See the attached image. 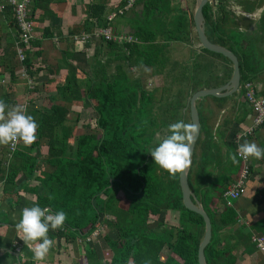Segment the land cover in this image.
<instances>
[{"label": "crops", "instance_id": "obj_1", "mask_svg": "<svg viewBox=\"0 0 264 264\" xmlns=\"http://www.w3.org/2000/svg\"><path fill=\"white\" fill-rule=\"evenodd\" d=\"M256 1L258 6L251 11L240 4L232 6L236 16H230L232 20L228 28L241 33L240 44L236 47L239 52L250 54V64L256 70L251 81L258 97L264 96V28L259 23L264 0ZM33 2H28V13L35 6ZM93 5H102V11L94 13ZM144 6V0H132L131 6H127V0H49L48 3H37L32 14L29 13L33 37L23 61L17 57L19 31L12 22L11 12L8 15L7 10L0 11V100L8 105V110L17 105L26 107L27 114L36 121L38 112L48 111L53 105L64 106L66 123L71 125L70 135L78 131V136L92 132V126H97L98 117L93 109L97 100L90 91L102 89L106 81L114 80L123 70L129 81L139 84L149 96V110L152 107L154 113L158 111L166 123L162 127L163 133L158 132L154 137L160 139L167 135L168 125L177 121L191 124L189 97L198 89L224 84L231 76L229 66L221 58L200 50L193 24L189 42L160 38L158 43L162 48L152 65L143 62L138 52L127 58L129 51L122 47V43L136 41L133 33L139 26L140 17L146 14ZM251 12L253 17L249 16ZM105 33L110 34L111 39H106ZM225 72L228 74L219 84L210 77L213 73L221 76ZM200 83L209 84V87L200 86L193 91L192 87ZM68 85L76 90L72 95L68 92ZM242 90L240 83L238 91L231 95H208L195 101L200 129L187 180L191 198L212 215L213 225H219L217 229H211V238L213 236L216 248L222 252L214 264H264V251L257 249L252 241L254 236L264 237V158L248 159L250 172L244 191L230 205L225 203L223 192L234 186L241 173L242 161L236 155L238 146L247 141L264 147V122L252 125L254 112ZM72 96L78 97L73 99ZM86 128L88 130H84ZM147 132L149 134L150 130ZM6 145H0L3 169L11 158ZM41 149L38 153L35 150L31 153L41 159L46 152L45 147ZM233 155H236L235 161ZM39 165V171L47 169L42 160ZM37 174L36 171L34 176ZM158 175L167 178L165 169L161 168ZM3 182L4 178L0 177V264H25L29 257L23 247L26 246L33 254L31 248L34 244L20 239L22 233L18 232L15 224L22 209L35 201L34 193L27 188L35 187L39 182L19 176L15 188L17 193L11 191L6 194L2 192ZM225 211L231 216H223ZM180 213V210L169 209L157 216L151 215L149 225L174 243ZM188 230L200 235V229L192 225ZM203 234L204 229L200 241ZM55 241L45 259H33L32 264L82 263L84 248L81 244L61 239L63 247L57 248ZM71 248L72 253L66 251ZM101 250H96L100 257ZM169 256L173 260L168 264H195L190 258L182 260L165 245L159 258L165 261Z\"/></svg>", "mask_w": 264, "mask_h": 264}, {"label": "trees", "instance_id": "obj_2", "mask_svg": "<svg viewBox=\"0 0 264 264\" xmlns=\"http://www.w3.org/2000/svg\"><path fill=\"white\" fill-rule=\"evenodd\" d=\"M48 1L34 0L33 4L36 7L37 3L44 4ZM234 1L247 11L258 6V2L251 4L248 0ZM231 2L233 0H213L211 4L204 6L205 32L211 42L225 46L237 55L240 80L244 83L251 81L256 70L250 64V54L239 52L236 47L240 44L241 33L228 28V23L232 20ZM144 4L146 14L140 17L139 26L133 33L136 41L124 42L122 47L129 51L127 58L131 53L138 52L143 62L152 65L162 48L161 43H158L160 38L185 42L191 40L193 17L188 10L176 7L175 17L171 16L169 24L171 19L161 10H173L175 5L171 6L172 0H144ZM91 8L98 14L103 7L93 5ZM32 9L29 12L31 14ZM156 11L158 19L155 20L158 23L153 25V29H147L152 20L149 17L156 14ZM6 14L10 15V10ZM12 22L15 24L14 19ZM259 23L264 28V11ZM200 50L224 60L229 66L230 75L231 62L226 57L202 47ZM200 67H203L202 64ZM226 74L228 73L220 76L213 73L210 77L219 84ZM200 86L209 87V84L200 83L192 87V90ZM68 92L72 95L76 90L68 85ZM90 93L97 100L93 109L98 117L96 124L100 133L79 134L74 144H71V125L66 123L64 106L53 105L48 111L38 112L36 141L26 146L19 140L7 167L3 169L0 161V177L4 178L3 194L11 191L17 193L16 180L19 176L39 182L35 187L27 188L35 195V201L29 202L30 207L39 204L53 212H66L64 226L49 231L48 235L53 242L60 238L76 245L81 244L84 248L82 261L85 264H168L173 260L170 256L165 261L159 258L165 245L182 260L190 258L197 264V248L204 229V218L183 206L178 184L179 174L172 176L165 170L167 178L159 176L157 171L161 168L149 153L166 136L162 134L160 139L157 137L158 141L152 142L156 133H163L162 127L166 123L160 125L155 120H148L143 124L139 117L148 108L149 96H146L139 84L129 81L123 70L119 71L114 80L106 81L102 89L93 88ZM76 97L72 96L73 99ZM154 125L152 135H148L147 131ZM42 142H45L46 152L39 159L31 152L38 150L43 145ZM41 160L47 164V169L39 171ZM36 171L38 174L34 176ZM38 188L41 190L38 191ZM169 209L181 212L174 243H170L162 233H156L149 225L151 215L157 216ZM208 215L212 229H217L219 225H213V217ZM223 216L231 215L225 211ZM101 225L105 230L115 231L114 236L102 235L110 252L106 259L104 254L98 256V247L88 241ZM191 225L200 229V235L188 230ZM23 249L29 257L25 264H32L33 254L26 246ZM204 255L207 264L217 263L222 255L215 246L213 236L204 248Z\"/></svg>", "mask_w": 264, "mask_h": 264}, {"label": "clouds", "instance_id": "obj_3", "mask_svg": "<svg viewBox=\"0 0 264 264\" xmlns=\"http://www.w3.org/2000/svg\"><path fill=\"white\" fill-rule=\"evenodd\" d=\"M37 129L38 124L32 115L27 114L26 107L17 105L8 110V105L0 100V145L18 140H22L26 146L31 145L37 139ZM196 133L194 124L183 121L172 123L168 125V134L150 149L149 153L155 163L170 175L183 174L192 163V144ZM237 152L245 160L264 158V147L255 142L245 141L238 146ZM232 159L235 161L236 155H233ZM66 219L64 210L53 212L39 204L22 209L15 228L22 233L20 239L24 243L34 244L31 248L34 260L45 259L54 243L48 235L49 230L63 227Z\"/></svg>", "mask_w": 264, "mask_h": 264}, {"label": "water", "instance_id": "obj_4", "mask_svg": "<svg viewBox=\"0 0 264 264\" xmlns=\"http://www.w3.org/2000/svg\"><path fill=\"white\" fill-rule=\"evenodd\" d=\"M208 3V0H194V7L192 12V21H193V30L195 32L196 38L199 42L200 47L214 52L221 54L222 56L226 57L231 62V76L228 80L224 82L219 87H214L210 89H198L195 92L192 93V95L189 97V110H190V118H191V124H194L197 128V133L195 136V139L192 144V151L196 142V139L199 135V129H200V122H199V116L198 111L195 106V101L198 98L205 97V96H215V97H224L231 95L238 91L241 80H240V70H239V61L237 58V55L230 50L229 48L225 46H221L219 44L213 43L209 40V38L206 35L205 32V21L203 16V8ZM264 10V7L261 9L260 13ZM253 15V13H249V16ZM253 17V16H250ZM187 173L188 170L178 175V183L180 187V193H181V199L183 206L190 211H193L199 215H201L204 222V234L203 238L201 239L198 249H197V263L198 264H207L206 259L204 256V248L209 243L211 238V219L204 209L203 205L199 203L196 200H193L191 198V193L188 186V180H187Z\"/></svg>", "mask_w": 264, "mask_h": 264}, {"label": "built area", "instance_id": "obj_5", "mask_svg": "<svg viewBox=\"0 0 264 264\" xmlns=\"http://www.w3.org/2000/svg\"><path fill=\"white\" fill-rule=\"evenodd\" d=\"M30 0H2L0 1V11L10 10L12 19H14L19 31V42L17 47V57L20 61L25 58V51L30 47L32 41L33 23L29 17L27 5ZM132 0H127V6H131ZM106 39H111V35L105 33ZM243 96L250 103L254 112L252 125L258 126L264 122V96H256L252 81L242 83ZM19 140L8 144V151L11 154L17 147ZM237 157L242 161L241 173L239 179L232 188L226 189L224 193L225 203L230 205L233 199H236L243 193L245 188V180L250 172L249 160L243 159L236 150ZM253 243L257 249L264 251V237L254 236Z\"/></svg>", "mask_w": 264, "mask_h": 264}, {"label": "rangeland", "instance_id": "obj_6", "mask_svg": "<svg viewBox=\"0 0 264 264\" xmlns=\"http://www.w3.org/2000/svg\"><path fill=\"white\" fill-rule=\"evenodd\" d=\"M174 3H173V6L175 5V8L173 9V10H170V12H168V10L167 9H164V10H161L162 12H164V15H166L167 17H169V24L171 23V21H172V17H175V16H173L174 15V12H175V10H176V6H178L177 8H181V7H183L184 8V10H188V12H189V14L190 15H192V12H193V7H194V3H193V1L194 0H172ZM259 1V0H258ZM257 2V1H256ZM235 5H239L237 2H235L234 0H233V2H231V7L232 6H235ZM158 11V10H157ZM157 11H156V14H154V15H151L150 17H149V19H152L150 22H149V25H147L148 27H147V29H153V25L154 24H156V23H158V21L157 20H155V19H158L156 16L158 15L157 14ZM149 13H151V10H149ZM172 16V17H171ZM232 16H236L234 13H233V11H232ZM166 17V18H167ZM156 26V25H155ZM169 28H172V27H169ZM145 106H147V105H144V107ZM149 106H148V108L146 109V110H143L141 113L142 114H144L142 117H139V119L143 122V124H145L148 120H155V121H157L160 125L161 124H163V121L161 120V116H160V113L158 112V111H156L155 113H154V111H153V108L151 107V110H149ZM153 114H155V116L153 115ZM175 118V116H173V119ZM77 124H79V123H77ZM81 124H83V123H81ZM80 124V125H81ZM94 124V123H93ZM91 125H92V123H91ZM99 127H100V125H98ZM155 128V125L154 126H151V129H150V133H151V135H152V129H154ZM84 130H88L87 128L86 129H84ZM91 131L92 132H94V133H96V134H98V133H100V129L97 127V126H92V128H91ZM86 132V131H85ZM78 133H80V132H74V135H72V137H70V139H69V141H70V143L72 144H74V142H75V139H76V136H77V134ZM150 133L148 134V135H150ZM158 141L159 139L157 138V137H154L153 138V141L152 142H155V141ZM42 143H45V142H42ZM6 147H7V145H6ZM42 147V149H43V147H44V145L43 146H41ZM41 149V150H42ZM37 153H38V150H35ZM7 152L9 153V151L7 150ZM37 153H36V155H37ZM158 172V171H157ZM30 179H32V178H30ZM30 179H28V180H30ZM98 226V225H97ZM99 230H95L93 233H92V235H91V237H89V243H91V244H95V243H93L94 241H96L97 240V247H98V249H102L103 248V250H101L102 251V254H101V256H103V254L105 255V259H106V257H108L109 255H110V252H109V250H108V248H107V246H106V244H105V240L102 238L103 236L102 235H104V234H107V236H114V234H115V231L114 230H105L106 228L103 226V225H101V226H99V228H98ZM51 230V229H50ZM52 232V231H51ZM98 232H99V234H98ZM93 241V242H92ZM56 247L57 248H59L60 246H61V248L63 247V245H62V241H61V239L60 238H56ZM96 247V246H95ZM55 248V247H54ZM63 250L65 251V248H63ZM66 251H68V252H70V253H72V248L71 249H68V250H66ZM54 252H55V249H54ZM54 252H53V254H54ZM49 257H50V255H49ZM82 262V264H85V263H83V261H81Z\"/></svg>", "mask_w": 264, "mask_h": 264}, {"label": "flooded vegetation", "instance_id": "obj_7", "mask_svg": "<svg viewBox=\"0 0 264 264\" xmlns=\"http://www.w3.org/2000/svg\"><path fill=\"white\" fill-rule=\"evenodd\" d=\"M179 1V0H178ZM241 1H244V0H241ZM252 1H255L256 2V0H252ZM213 2V0H208V3L207 4H211ZM250 2V1H249ZM193 3H194V1H193ZM206 4V5H207Z\"/></svg>", "mask_w": 264, "mask_h": 264}]
</instances>
